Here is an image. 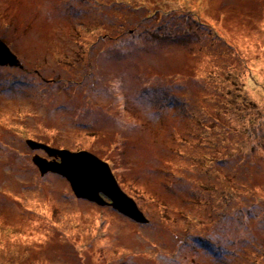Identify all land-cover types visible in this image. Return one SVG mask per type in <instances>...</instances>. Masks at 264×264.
Returning a JSON list of instances; mask_svg holds the SVG:
<instances>
[{
  "label": "rangeland",
  "instance_id": "rangeland-1",
  "mask_svg": "<svg viewBox=\"0 0 264 264\" xmlns=\"http://www.w3.org/2000/svg\"><path fill=\"white\" fill-rule=\"evenodd\" d=\"M0 41V264H264V0H0ZM28 138L108 161L147 220Z\"/></svg>",
  "mask_w": 264,
  "mask_h": 264
},
{
  "label": "water",
  "instance_id": "water-1",
  "mask_svg": "<svg viewBox=\"0 0 264 264\" xmlns=\"http://www.w3.org/2000/svg\"><path fill=\"white\" fill-rule=\"evenodd\" d=\"M4 62L17 65L20 60L5 42L0 41V63ZM26 143L32 150L43 149L48 156L36 154L32 157L41 175L53 172L65 177L77 198L100 205H112L134 219L147 220L135 200L117 181L109 162L94 152L87 149L72 151L57 148L32 138H28Z\"/></svg>",
  "mask_w": 264,
  "mask_h": 264
},
{
  "label": "trees",
  "instance_id": "trees-1",
  "mask_svg": "<svg viewBox=\"0 0 264 264\" xmlns=\"http://www.w3.org/2000/svg\"><path fill=\"white\" fill-rule=\"evenodd\" d=\"M149 14H150V12H149ZM230 105L232 106V108L233 107H235V109H236V111H237V115L240 117V119H241V123H240V125L241 126H243V125H245L247 128H248V124L245 122V119H246V116H247V114L249 113V111H246V105L245 104H241V103H239L238 102V100H236L235 98H231V101H230ZM232 112V111H231ZM203 116V118H204V120H207V121H209V119H207L206 117H205V115H202ZM204 124V123H203ZM202 124V122H199V121H197V126H198V128H200V129H205L206 128V125H203ZM55 147V146H54ZM57 148H59V147H57ZM198 240H202L203 239V237H198L197 238ZM205 242V241H204Z\"/></svg>",
  "mask_w": 264,
  "mask_h": 264
},
{
  "label": "flooded vegetation",
  "instance_id": "flooded-vegetation-1",
  "mask_svg": "<svg viewBox=\"0 0 264 264\" xmlns=\"http://www.w3.org/2000/svg\"><path fill=\"white\" fill-rule=\"evenodd\" d=\"M18 56V55H17ZM19 58V57H18ZM21 61V60H20ZM3 65V64H2ZM6 65H8V64H6ZM20 65V64H19ZM4 66V65H3ZM23 66V64L21 63V65H20V67H22Z\"/></svg>",
  "mask_w": 264,
  "mask_h": 264
}]
</instances>
